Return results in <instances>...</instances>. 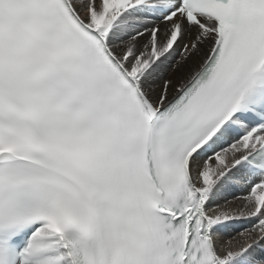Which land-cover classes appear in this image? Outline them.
Wrapping results in <instances>:
<instances>
[{"label":"snow or ice","instance_id":"obj_1","mask_svg":"<svg viewBox=\"0 0 264 264\" xmlns=\"http://www.w3.org/2000/svg\"><path fill=\"white\" fill-rule=\"evenodd\" d=\"M0 264H264V0H0Z\"/></svg>","mask_w":264,"mask_h":264}]
</instances>
